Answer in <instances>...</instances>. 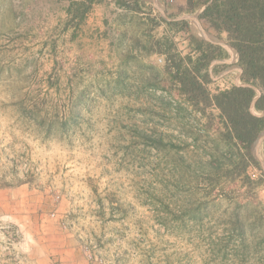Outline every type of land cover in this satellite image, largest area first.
Wrapping results in <instances>:
<instances>
[{
    "label": "rangeland",
    "instance_id": "obj_1",
    "mask_svg": "<svg viewBox=\"0 0 264 264\" xmlns=\"http://www.w3.org/2000/svg\"><path fill=\"white\" fill-rule=\"evenodd\" d=\"M186 3L0 0V170L37 192L44 236L71 240L83 264H264V185L217 177L224 127L193 112L155 53L166 34L186 55L194 36L215 49L208 90L242 84L226 35Z\"/></svg>",
    "mask_w": 264,
    "mask_h": 264
},
{
    "label": "trees",
    "instance_id": "obj_2",
    "mask_svg": "<svg viewBox=\"0 0 264 264\" xmlns=\"http://www.w3.org/2000/svg\"><path fill=\"white\" fill-rule=\"evenodd\" d=\"M186 2V13L200 12L201 22L209 29L225 34L237 51L238 64L242 67V84L212 94L207 84L215 49L205 46L194 36L190 42L195 47L192 46L186 55L166 34L156 42L158 48L155 53L165 58L163 74L172 79L179 95L193 112L203 118L218 119L224 127L225 143L216 145L209 167L217 177L225 178L230 184L239 183L251 191L257 190L264 185V168L252 153L253 145L264 132V0ZM89 9L86 8L81 20L85 19ZM162 21L167 25L181 23L189 27L187 19ZM211 110H217L218 116ZM207 129L206 126V132ZM252 169L260 172L259 178H253Z\"/></svg>",
    "mask_w": 264,
    "mask_h": 264
},
{
    "label": "crops",
    "instance_id": "obj_3",
    "mask_svg": "<svg viewBox=\"0 0 264 264\" xmlns=\"http://www.w3.org/2000/svg\"><path fill=\"white\" fill-rule=\"evenodd\" d=\"M235 80H240L239 76ZM260 154L263 155V143ZM4 175L0 170V218L4 224L16 225L22 232L18 251L28 256L30 264H83L77 251L66 248L71 240L61 238L60 243H55L56 238L44 236L47 233L44 225L36 219L42 208L37 205V192L28 184L13 185L9 182L11 178Z\"/></svg>",
    "mask_w": 264,
    "mask_h": 264
},
{
    "label": "built area",
    "instance_id": "obj_4",
    "mask_svg": "<svg viewBox=\"0 0 264 264\" xmlns=\"http://www.w3.org/2000/svg\"><path fill=\"white\" fill-rule=\"evenodd\" d=\"M20 239L19 231L0 219V264H28V260L15 251Z\"/></svg>",
    "mask_w": 264,
    "mask_h": 264
},
{
    "label": "water",
    "instance_id": "obj_5",
    "mask_svg": "<svg viewBox=\"0 0 264 264\" xmlns=\"http://www.w3.org/2000/svg\"><path fill=\"white\" fill-rule=\"evenodd\" d=\"M263 141H264V132L260 135V137L258 138V140L255 143V146H254L255 147L254 148L255 152H257V148L260 147V145L263 143ZM262 165H263V168H264V163H262Z\"/></svg>",
    "mask_w": 264,
    "mask_h": 264
}]
</instances>
